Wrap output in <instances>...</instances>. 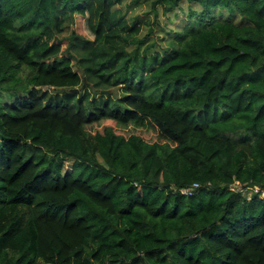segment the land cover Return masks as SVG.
I'll use <instances>...</instances> for the list:
<instances>
[{
  "label": "trees",
  "instance_id": "1",
  "mask_svg": "<svg viewBox=\"0 0 264 264\" xmlns=\"http://www.w3.org/2000/svg\"><path fill=\"white\" fill-rule=\"evenodd\" d=\"M123 1L0 0V264H264V0Z\"/></svg>",
  "mask_w": 264,
  "mask_h": 264
},
{
  "label": "rangeland",
  "instance_id": "2",
  "mask_svg": "<svg viewBox=\"0 0 264 264\" xmlns=\"http://www.w3.org/2000/svg\"><path fill=\"white\" fill-rule=\"evenodd\" d=\"M131 0H124L118 7L122 8L123 13L128 16L129 19L137 18L138 21H140L144 27L142 29V34L146 32L145 27H147V21H153L155 19H158L160 21V26H165L171 30H174L176 27H179L181 24V18H182V10H178L177 13L178 16H175V13L169 14L168 19L165 14L162 13L161 10H159L158 15L154 9H152L151 3L149 2H141L137 5H131ZM183 7H187V3L185 2L183 4ZM173 21H175V24H173ZM162 24V25H161ZM160 26L157 27V31H159ZM71 29H75L78 32L81 33H87L84 19L80 16H76L74 23L71 26ZM160 34H163V32H160ZM166 35V34H164ZM7 96H0V100L4 99ZM5 101H9V98H5ZM106 126H114L116 131L119 133L124 134L125 136H129L131 134H138L141 135L146 141L149 142H155L158 140L159 132L157 128H151V127H134V126H118L115 121L113 120H103L99 123H94L87 125V129L93 133L96 132H102ZM234 188H237V184L234 185ZM251 188H248L244 191V193L247 195L248 198H250L251 195Z\"/></svg>",
  "mask_w": 264,
  "mask_h": 264
},
{
  "label": "built area",
  "instance_id": "3",
  "mask_svg": "<svg viewBox=\"0 0 264 264\" xmlns=\"http://www.w3.org/2000/svg\"><path fill=\"white\" fill-rule=\"evenodd\" d=\"M200 188V184L198 182H194L192 185L188 186V187H184L181 189V192L183 194H186V195H192L193 193H195V191L197 189ZM234 188V187H233ZM251 188V187H249ZM254 188V189H253ZM251 188L252 190H256V191H259V188L257 186ZM248 189V188H247ZM246 190V189H245ZM244 190V191H245ZM263 198H264V195H263Z\"/></svg>",
  "mask_w": 264,
  "mask_h": 264
},
{
  "label": "water",
  "instance_id": "4",
  "mask_svg": "<svg viewBox=\"0 0 264 264\" xmlns=\"http://www.w3.org/2000/svg\"><path fill=\"white\" fill-rule=\"evenodd\" d=\"M78 89H75L74 91H77Z\"/></svg>",
  "mask_w": 264,
  "mask_h": 264
}]
</instances>
